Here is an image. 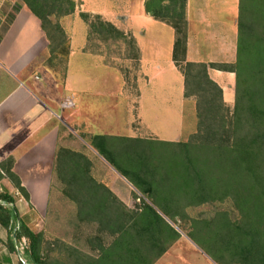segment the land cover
<instances>
[{
  "label": "trees",
  "instance_id": "1",
  "mask_svg": "<svg viewBox=\"0 0 264 264\" xmlns=\"http://www.w3.org/2000/svg\"><path fill=\"white\" fill-rule=\"evenodd\" d=\"M23 1L41 20L50 42L51 61L67 43L63 27L54 23L51 16L74 13L76 1ZM260 3L264 6V0ZM186 8L187 0H145V11L175 30L172 58L184 77L185 98H196L198 127L192 139L156 142L103 134L84 136L143 194L137 196L141 203L129 208L106 184L98 181L92 174L93 162L84 153L66 147L57 150L56 172L64 185L63 193L78 204L81 218H93L100 232L113 236L110 244L99 245L98 261L103 264H153L180 237L156 208L160 204L164 210L158 208L162 212L170 210L169 204L165 207L160 203L167 199L163 186L172 195V189L178 186L193 204L231 200L241 219L225 221L223 234L230 237L231 247L245 250L241 260L244 264H264V12L263 18L261 12L257 17L255 12H250L246 23L242 12L239 13L237 55L233 64H207L187 60ZM81 16L92 31L129 39L136 46L132 34L128 36L101 15L82 12ZM53 31L60 39L53 36ZM209 68L236 74L233 109L226 104L223 89L211 78ZM159 144L171 147L159 153L162 147ZM13 166V157L0 163V169L29 200V193ZM3 177L0 170V180ZM0 200L15 202L8 191L1 190ZM18 215L16 207L0 204V222L4 226L9 227ZM219 216L227 220L224 213ZM16 226L13 225L15 239L25 237L29 241L26 258L35 264H52L42 255L43 233L35 232L22 220L17 229ZM243 241L247 243L243 245Z\"/></svg>",
  "mask_w": 264,
  "mask_h": 264
},
{
  "label": "crops",
  "instance_id": "2",
  "mask_svg": "<svg viewBox=\"0 0 264 264\" xmlns=\"http://www.w3.org/2000/svg\"><path fill=\"white\" fill-rule=\"evenodd\" d=\"M75 1L77 7L73 15L76 18H81L82 12L99 14L119 29L136 28L134 24L137 19L149 23L155 20L145 11V0ZM242 1L187 0L188 61L207 64L223 62V58L227 57L225 50L229 55H237L238 21L239 13L242 12ZM4 12L7 14L4 15ZM9 12L13 14L6 22L4 18ZM111 12L117 13L113 16ZM118 16L126 17L127 25L122 24ZM0 19V163L13 157V171L19 176L22 186L30 196L27 200L9 178L3 177L0 180V190L8 191L15 199L14 203L4 207L14 206L19 214L9 227L0 222V264H25V260L31 261L17 249L13 225L19 224L20 220L33 230V225H38L41 219L39 214L49 204L53 178L57 175L58 148L66 147L87 155L93 162V176H99L100 173L96 172L98 160L95 154L102 156L84 136L103 134L136 138V100L135 94L125 92L119 86V90L110 91L111 99L105 103L104 91L98 79H102L104 67L110 71H114V68L104 63L102 54L84 51L88 45L87 33L77 41L76 36L69 32L71 51L65 75L61 80L51 73L49 39L42 28L41 20L27 4L23 0H0ZM84 25L87 29L85 21ZM145 34L144 28L142 35ZM134 35L136 39V29ZM172 64L177 67L173 58ZM155 66L156 72L161 75L162 65L156 63ZM97 69L100 70L99 74ZM215 71L224 72L217 69ZM115 73L120 77L119 73ZM215 75L217 79L220 78L219 74ZM140 93L141 105L144 94L142 91ZM70 96L74 97L75 106L64 108L63 101ZM183 107L184 104L181 103L182 110ZM121 108L133 117V121L125 122L126 131L123 133L118 131ZM140 114L138 118L142 119ZM66 128L70 131L67 132ZM72 132L83 138L95 154L77 147V142L71 138ZM117 174L122 177L118 179L128 181L119 172ZM115 179L116 183L119 182ZM109 188L115 194L119 192L118 185H109ZM99 256L100 250L88 263L103 264L98 261ZM82 257L84 255L75 260V264H85Z\"/></svg>",
  "mask_w": 264,
  "mask_h": 264
},
{
  "label": "rangeland",
  "instance_id": "3",
  "mask_svg": "<svg viewBox=\"0 0 264 264\" xmlns=\"http://www.w3.org/2000/svg\"><path fill=\"white\" fill-rule=\"evenodd\" d=\"M250 12H255L256 17L258 12H261V18H263L264 6L260 0H243L242 18L245 23L248 22ZM74 13L68 15L53 14L51 16L54 23H60L67 36V43L56 52L54 57H51V73L61 80L65 75L71 51L69 32L76 36L77 41L87 33L88 45L84 51L102 54L104 63L114 68V71H110L109 68L104 67L102 79H98V83L102 85L104 91L105 103L111 97L110 91L119 90V86L125 92L130 91L135 94L136 118L134 125L137 137L155 140L156 142L190 141L198 127L196 98H185L183 95L185 90L183 74L178 67L176 69L172 64L175 30L171 26L156 20L149 23L137 19L134 24L136 28H121L128 36L134 35L136 29L138 37L135 39L136 46L133 47L129 39L116 38L107 32L92 31L90 24L82 18L81 13V18H76ZM115 13L117 12H111V15L114 16ZM6 14L7 12H4V15ZM12 14L13 12H9L4 20L8 22ZM117 18L122 24H126V17L118 16ZM250 18L253 17L250 16ZM84 21L88 26L87 29ZM144 28L146 34L142 35ZM52 34L60 39L59 34L54 31ZM224 52L227 57L223 58V62L216 63L233 64L236 61V55H229L227 50ZM156 63L163 67L161 75L156 72ZM97 72L99 74L100 70L97 69ZM115 72L119 73L120 77ZM209 74L222 87L224 100L233 109L236 74H230L226 71L218 73L214 68H209ZM215 74H219L220 78L217 79ZM141 91L144 97L140 105ZM225 98L229 101H226ZM181 103L184 104L183 110ZM138 114L141 115L142 119L138 118ZM118 120L120 123L118 131L123 133L126 131L125 122L127 120L133 121V117L121 108ZM66 130L67 132L70 131L67 128ZM70 134L71 138L77 142V147H82L95 154L85 144L83 138H79L74 132ZM170 147L163 145L160 147L159 153H164ZM95 157L98 160V171L96 169V172L97 174L104 173V175L99 174V176L94 177L108 187L109 185L114 187L118 185L117 190L119 192L116 195L126 205L128 204L129 208H136L141 203L137 196L143 197V194L130 184L129 180L128 182L125 179H118L122 177L117 174L118 171L103 156L100 157L95 154ZM0 170L2 175L7 177L5 172ZM115 178L119 182L116 183ZM63 188L64 185L55 175L49 204L46 209L42 208L38 225H33L34 230H40L39 232L43 233L42 255L52 264H75V260H79V257L84 255L82 261L89 264L90 258L98 255L100 243L110 244L113 236L107 232H100L99 225L93 218H81L78 204L63 193ZM162 189L166 194L163 196L167 199L160 203L165 207L169 204L170 210L168 209L164 213L160 210L163 209L160 204L158 206L160 209L155 207L180 233V237L153 264H244L241 260L245 250H241V248L239 250V247L233 245L231 247L230 237H225L221 230H224L222 226L225 221H240L241 219L239 210L231 200H210L193 204L180 192L181 189L178 186L172 189L173 195L169 188L163 186ZM144 197L147 202L151 203L149 198ZM43 209L45 210L43 211ZM250 212H254V209L250 208ZM221 213L225 214L227 220L219 216ZM217 217L219 220H216ZM246 243L247 241H243V245ZM255 255H258L257 249Z\"/></svg>",
  "mask_w": 264,
  "mask_h": 264
},
{
  "label": "built area",
  "instance_id": "4",
  "mask_svg": "<svg viewBox=\"0 0 264 264\" xmlns=\"http://www.w3.org/2000/svg\"><path fill=\"white\" fill-rule=\"evenodd\" d=\"M75 106V99L73 96L67 97L64 101H63V107L64 108H73ZM2 191V190H1ZM0 204L3 206H8L11 205V203H8L6 201L0 200ZM19 227V224H17L16 229ZM16 246L17 249L25 254V250L28 248L29 244H28V239L23 237L21 240L17 241L16 240ZM25 264H34L32 262H28L25 260Z\"/></svg>",
  "mask_w": 264,
  "mask_h": 264
}]
</instances>
